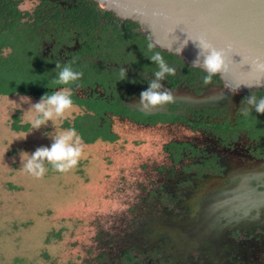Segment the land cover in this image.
<instances>
[{"label":"rangeland","instance_id":"obj_1","mask_svg":"<svg viewBox=\"0 0 264 264\" xmlns=\"http://www.w3.org/2000/svg\"><path fill=\"white\" fill-rule=\"evenodd\" d=\"M37 2L22 0L19 6L29 11ZM27 97L32 103L40 100L0 95V264H264V227L257 225L252 231L257 242L241 243L250 237L244 230L229 240L224 230L215 228L211 233L218 238L210 240L215 250L196 249L199 241L190 237V250H163L169 230L190 227L186 217L177 218L187 210L176 207L182 189L170 183L181 180L184 165L195 159L174 162L164 146L173 138L200 134L181 127L134 128L116 122L115 141L83 140L77 167L60 173L46 164V175L37 179L21 169L20 152L50 147L53 141L45 133L55 129L51 122L37 131L13 129L14 115L27 123ZM79 113L75 106L66 119ZM64 120H58L57 127ZM152 223L156 226L150 232ZM129 250L132 260L125 255Z\"/></svg>","mask_w":264,"mask_h":264},{"label":"flooded vegetation","instance_id":"obj_2","mask_svg":"<svg viewBox=\"0 0 264 264\" xmlns=\"http://www.w3.org/2000/svg\"><path fill=\"white\" fill-rule=\"evenodd\" d=\"M76 1L38 0L36 6L50 2L63 6L61 12H64V5ZM62 17H54V20ZM112 23L108 24V31L95 34L100 42L89 56L87 53L84 56L83 50L90 39L84 41L86 35L78 29L68 31L64 36L49 30L37 32L36 36L47 61L76 64L89 57L98 66L92 80H80L78 87L71 86L76 97L74 104L79 108V114L89 115L86 118L88 124L109 127L112 132L115 123L120 122L134 128L181 127L190 134H200L199 138L195 135L173 138L164 146L168 158L174 162L195 159L184 165L186 172L181 180L177 178L170 183L173 189H182L175 199L176 207L187 210L180 212L177 218L186 217L185 222L190 227L169 230L168 240L162 244L163 250L174 251L179 247L190 250L194 244L187 242L186 237L197 239L196 249L200 251L215 250L216 246L210 243L218 238L213 236L215 228L224 230L229 240L244 230L250 237L242 239L241 243L257 242L258 235L252 231L255 225L261 230L264 227V122L254 120L258 116L254 110L248 117L237 112L243 98L250 94L218 106L198 104L196 98L206 97L215 79L211 85H202L205 74L183 69L176 60L155 48L170 66L177 69L175 76H167L163 82L174 92L175 102L151 112L145 111L138 103L140 93L148 87L147 80L158 70L146 57L152 54L147 49L149 39L144 38L146 35L137 27L126 29L124 21L113 18ZM120 67L127 69L126 80L119 79ZM252 94L258 99L264 97V94ZM96 115L99 121L92 120ZM175 195L173 192L169 197ZM206 207L210 212L202 211ZM205 214H210L208 227L201 221ZM154 224H151L150 232L155 230ZM202 234L204 240L199 239ZM145 235L154 236L153 233ZM260 239L264 241L263 233Z\"/></svg>","mask_w":264,"mask_h":264},{"label":"water","instance_id":"obj_3","mask_svg":"<svg viewBox=\"0 0 264 264\" xmlns=\"http://www.w3.org/2000/svg\"><path fill=\"white\" fill-rule=\"evenodd\" d=\"M92 1L113 18L137 24L139 32L185 70L207 74L202 66H191L200 52V38L225 50L231 70L213 76L215 84L206 97L196 98L198 104L218 106L264 92V0ZM209 218L205 214L202 225L208 227Z\"/></svg>","mask_w":264,"mask_h":264},{"label":"trees","instance_id":"obj_4","mask_svg":"<svg viewBox=\"0 0 264 264\" xmlns=\"http://www.w3.org/2000/svg\"><path fill=\"white\" fill-rule=\"evenodd\" d=\"M21 2L22 0H0V95H30L40 99L59 87L52 86L50 82L58 71L55 70L56 63L60 62L53 63L44 58L36 33H45L49 30L64 36L68 31L78 29L87 36L84 37V41L90 39L88 46L83 50L84 56L86 53L89 56L96 51V43L100 42L95 38V34L108 31V24H113V17L99 9L92 0H78L64 5V12H61L63 6H55L50 2H42L31 11L23 10L19 6ZM54 17L62 18L56 21ZM125 26L129 29L138 25L125 22ZM144 38L148 39V36ZM72 67L83 72L81 80L85 81L92 80L98 68L89 57L72 64ZM259 94L263 95L264 92ZM75 98L72 97L74 102ZM87 116L89 115L78 114L73 119H65L62 127H74L86 143H92L97 139L103 141L117 139V134L109 127L100 128L98 125L88 124ZM96 117L97 115L93 116L92 120L99 121ZM254 120L264 122V114H258ZM12 127L15 130L26 131L30 125L21 124L19 115H14ZM125 255L132 260L130 250Z\"/></svg>","mask_w":264,"mask_h":264},{"label":"clouds","instance_id":"obj_5","mask_svg":"<svg viewBox=\"0 0 264 264\" xmlns=\"http://www.w3.org/2000/svg\"><path fill=\"white\" fill-rule=\"evenodd\" d=\"M197 41H199L200 52L191 66H202L207 74L202 77L201 83L205 86L211 85L213 76L231 70V63L225 50L218 49L203 37ZM156 47L157 45L149 37L147 49L152 54L146 57L157 66L158 70L154 72L151 79L147 80L148 87L140 93L138 100L139 105L148 112L175 102L174 92L167 88L163 82L166 81L167 76H175L177 69L170 66L160 52L154 50ZM261 68L264 69V65ZM55 70H58L57 74L50 83L52 86L59 87L51 94L42 96L36 103H32L31 98L27 97L30 108L23 115L33 131L48 126L49 122L55 129L52 133H45L53 141L50 147H38L32 153L20 152L21 169L37 179L46 175L48 171L46 164L51 165L53 170L60 173L77 167L85 147L82 136L74 127H57L58 120H64L73 114L75 104L72 99L74 93L71 86H79L78 82L83 78V72L74 70L72 62L63 66L56 63ZM118 75L120 81L126 80L127 69L120 67ZM238 91L239 88L235 89L233 93ZM21 101H23V97H21ZM253 110L258 114H264V97L258 99L251 93L243 98L237 112L243 117H248Z\"/></svg>","mask_w":264,"mask_h":264}]
</instances>
